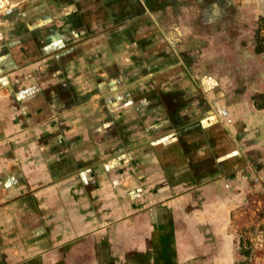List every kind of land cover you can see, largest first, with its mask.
Wrapping results in <instances>:
<instances>
[{
	"label": "crops",
	"instance_id": "obj_1",
	"mask_svg": "<svg viewBox=\"0 0 264 264\" xmlns=\"http://www.w3.org/2000/svg\"><path fill=\"white\" fill-rule=\"evenodd\" d=\"M166 1L0 0V57L18 41L20 58L0 73V264H243L233 210L264 189V0H212L199 27L187 6L178 33L147 37ZM199 38L190 64L168 45Z\"/></svg>",
	"mask_w": 264,
	"mask_h": 264
},
{
	"label": "rangeland",
	"instance_id": "obj_2",
	"mask_svg": "<svg viewBox=\"0 0 264 264\" xmlns=\"http://www.w3.org/2000/svg\"><path fill=\"white\" fill-rule=\"evenodd\" d=\"M149 1L150 0H139V2L144 3V6H146V7L150 6ZM218 1H220V2L224 1L225 2L226 0H218ZM166 2L173 4L172 0H169ZM210 2H213V1L212 0H177L175 7H171L169 13H166L164 15L168 21L167 26L162 27V25H159V26H158V24L154 25V24H152L153 22L151 21L150 22V25H151L150 34L147 37L151 36V38H154V39L156 37L163 38L164 35L166 37H170L171 35H175L176 33H178L177 30L175 29L177 27V25H175V22L177 23V21H175V20H177V16H182V18H183L184 16H186V13H188V11L189 12L193 11V9L186 10L185 7L191 6V5L193 6L195 4L199 5L198 12L200 13V16L196 17V19L194 20V23L197 26H198V24L199 25L204 24L203 22L210 23V21H214V22L217 21L219 19V15H220L219 13H217L219 11H217V12L214 11V13H211L210 10L205 9L206 5H208ZM227 14H228V19L230 18L234 22H235L234 19H236V18L239 19V17L241 16V13L238 11V9H235V8L234 9L232 8L229 11V13H227ZM151 16L154 17V15H151ZM159 17L163 18L162 15H159ZM155 18L158 19V15H155ZM174 18H175V20H173ZM235 26H236V28H235V30H233V28ZM227 28H228L227 31L230 33H238V32H236V31H238V30H236V29H238L237 25L233 24L231 26H227ZM206 29H208V30H206L205 32L209 33V31H211V26L209 28H206ZM145 37L146 36H144V38ZM158 38H156V39H158ZM167 41L168 40H166L165 42H167ZM6 42H7L6 47L3 50H1L0 59L2 58V56H5L7 59V62H9V63L5 64V69L0 70V73H4V72H6V70L8 71V70L14 68L15 61H20V58L17 57L15 54L17 52H14L15 51L14 49L17 47L19 42L18 41H16V42L6 41ZM160 42H162V41H160ZM171 42L169 44L167 43L171 48H175L176 50H179V47L181 46L182 50H181V52H179L180 53L179 56H180L181 61L183 63H186V64L193 63L195 60V57H194L195 55L190 53L191 50L193 51L194 48L200 49V47H204L207 44L206 41L199 38V39H196L194 42H192L191 46L189 45L188 49H186V45H187L186 43H183L180 45L177 42L176 43H174L173 41H171ZM10 43H12V44L10 45ZM162 43L157 44L156 41L150 42V44H152V45H150V48L153 49V50H151L152 52H150V55H152L151 58L158 56L159 53L156 51V49H158V47H161ZM14 46H16V47L14 48ZM14 54H15V56H14ZM236 59H238V58L233 57L232 55L226 57V60H230V61H233ZM195 63L200 64V61L196 60ZM232 63H235V62H232ZM228 65H230L229 61L227 62V64L223 65L222 67H227ZM152 90L153 89H151V91ZM154 91L156 93L155 95L157 96L158 95L157 86L155 87ZM63 93L64 92L60 93L59 95L63 96ZM162 96H163V99H166L167 102L169 103L168 104L169 108L174 109V107H177V105H175L172 102V100H173L172 98L176 97V93L175 94H166V95L163 94ZM198 133L196 134L197 137L196 136H192V137H193V139H195V140L198 139V141H199L201 139H200V137H198V135H201V133L199 131H198ZM210 139L211 138H209V140ZM188 146H189V144H188ZM187 149H189V148L186 147L185 150H187ZM214 189H215V192H217V191L221 192V188H219V187H215ZM255 195L257 197L250 199V200H247L245 202H240L239 205L236 206L235 209L233 210L232 218H233V220H235V224L231 229V241H233L236 244L235 250H237L240 253L241 258H243L241 261V263H243V264H264V189H261L259 191H255Z\"/></svg>",
	"mask_w": 264,
	"mask_h": 264
},
{
	"label": "trees",
	"instance_id": "obj_3",
	"mask_svg": "<svg viewBox=\"0 0 264 264\" xmlns=\"http://www.w3.org/2000/svg\"><path fill=\"white\" fill-rule=\"evenodd\" d=\"M257 33H258V30H257ZM255 51L256 52H264V40L262 38L257 37ZM189 139H190V137L187 140H189ZM183 141H185V139L179 138V142H183ZM182 146H183L184 150L186 149V147L189 148V149L185 150V152L187 154L189 153V151H191V148H190V146H188V143L186 144L183 142Z\"/></svg>",
	"mask_w": 264,
	"mask_h": 264
},
{
	"label": "flooded vegetation",
	"instance_id": "obj_4",
	"mask_svg": "<svg viewBox=\"0 0 264 264\" xmlns=\"http://www.w3.org/2000/svg\"><path fill=\"white\" fill-rule=\"evenodd\" d=\"M26 53H28V52H26ZM21 58H22V59H25V58H28V56L25 55V54H23V56H21Z\"/></svg>",
	"mask_w": 264,
	"mask_h": 264
}]
</instances>
